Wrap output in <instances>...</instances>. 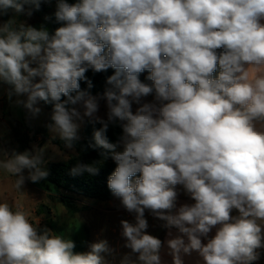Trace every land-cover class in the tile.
I'll list each match as a JSON object with an SVG mask.
<instances>
[{"label":"clouds","instance_id":"clouds-1","mask_svg":"<svg viewBox=\"0 0 264 264\" xmlns=\"http://www.w3.org/2000/svg\"><path fill=\"white\" fill-rule=\"evenodd\" d=\"M9 8L31 16L40 0H0V15ZM54 15L64 26L51 35L23 24L17 30L12 21L0 25V81L11 86L9 97L27 94L18 102L34 114L38 100L54 102L49 128L68 148L79 139L75 121L82 117L67 105L80 104L84 116L102 125L92 146L117 165L108 188L136 213L135 224L121 221L125 247L139 254L140 264H161L162 242L145 231L148 209L183 234L167 241L173 264H183L181 254L193 250L205 264L257 260L256 250L264 247V0H59ZM108 68L115 72L102 96L80 90L89 69ZM145 70L151 85L139 79ZM153 92L158 103H141ZM101 98L106 120L96 115ZM132 103L140 105L135 113ZM117 122L123 134L111 143L106 133ZM43 163L41 152L13 151L0 168L18 176L14 187L20 190L25 169L33 182L47 177ZM98 171L78 163L71 174ZM176 185L195 204L172 214ZM233 208L238 217L230 215ZM74 247L0 202V264H108L106 240L87 252ZM121 264L136 261L126 255Z\"/></svg>","mask_w":264,"mask_h":264},{"label":"rangeland","instance_id":"rangeland-1","mask_svg":"<svg viewBox=\"0 0 264 264\" xmlns=\"http://www.w3.org/2000/svg\"><path fill=\"white\" fill-rule=\"evenodd\" d=\"M56 0H40L39 10L33 9L32 15L28 16L26 12L16 13L14 9H9L8 18L13 22V25L19 30L21 24L24 26H31L40 30L45 28L49 32V18L50 14L57 8ZM29 5H25L27 10ZM46 17L48 19H46ZM64 26V24H63ZM36 67L35 64L30 65ZM39 78H36L35 82H38ZM153 82L148 80L147 84L151 85ZM111 87V86H110ZM27 94H22L17 97V100L11 105L13 120L7 127L5 143L7 146V156H10L13 151L17 153H23L29 151L32 154L37 152L42 153L44 163L41 165L43 169H47V164L52 162L65 161L71 155L76 154V148H68L65 145L59 146L53 142V139H60L57 134L52 132L49 125L53 124L51 117L53 110L47 109L41 100H38L34 107L39 108L38 113H33L24 106V103L18 101H26ZM156 102L155 93L143 97L141 103ZM158 103V102H156ZM166 103V102H165ZM140 105L132 103V112L135 113L136 109ZM81 113L82 119H78L75 122L79 125L77 135L81 139L84 135V127L89 117L83 115L84 109L80 104L73 105ZM108 107L105 99H99V109L96 115L103 119H107ZM4 132V131H3ZM1 146V141H0ZM123 145L120 144L117 151H122ZM6 156V157H7ZM1 157V151H0ZM4 174L5 179L11 178V195L12 208H16L21 203H24L23 197L19 194L27 195H39V201L37 204L27 206L24 210L25 213L32 211V218H29L30 222L36 224L40 223L39 226H46L53 233L62 235L65 239H71L75 243L73 251L75 253L87 252L90 250L92 243L100 240H106L108 246L111 249L110 253H104L105 260L110 264H118L127 255L132 260L134 254L130 248L125 247L126 238L122 235V220H127L129 223L135 224V212H125L124 215H120L118 219L113 216L107 215L104 210H108L106 201H98L93 199H87L83 196H72L66 193H59L52 185H50L46 178L39 180L38 182L31 181L29 176V170H23V176L25 177L24 184L20 190L14 187L15 180L18 176L10 177V174L2 169L0 170ZM4 179V180H5ZM10 181V180H9ZM9 186V183H7ZM3 186L0 183V190L2 191ZM7 188V194L9 196V187ZM177 199L175 201L178 208L181 205V198H185L190 194L184 189L182 185H176ZM59 194H58V193ZM22 195V196H23ZM8 196L3 199V202L8 201ZM62 196H69L72 199L67 201L62 199ZM180 199V201L178 200ZM2 202V201H0ZM119 202V201H118ZM44 208H47L50 217L46 218ZM43 210V211H42ZM118 216V215H116ZM131 216H133L131 218ZM145 219L147 220L148 227L145 230L147 234L157 237L161 242H167L169 239L180 236L175 233L169 235V230L165 227L166 222L156 217L151 213L150 210L145 209ZM157 220L160 223L156 233H151V223ZM114 229V231H113ZM184 238V237H183ZM136 258V257H135ZM133 261V260H132Z\"/></svg>","mask_w":264,"mask_h":264},{"label":"trees","instance_id":"trees-1","mask_svg":"<svg viewBox=\"0 0 264 264\" xmlns=\"http://www.w3.org/2000/svg\"><path fill=\"white\" fill-rule=\"evenodd\" d=\"M56 1L57 3L59 2V0ZM65 2L71 5L80 2V0H65ZM9 9L7 10L6 14L1 15L5 23L11 21L8 18ZM56 10L57 8L50 14V18H49L50 35L54 34L55 30L63 26L64 24V22L56 21L54 15ZM13 27L16 28L14 25ZM219 71H220L219 66H217L216 72L213 73L214 78L218 77ZM114 72L115 70L112 68H108L106 71H101L98 73L89 69L85 73L86 79L79 81L80 90L86 91L93 96H102L104 91L111 86L107 83V79L108 77L113 75ZM149 74L150 73L148 70H145L144 72L139 74V79L141 80V82L147 84L148 82L147 77L149 76ZM88 81H91L92 84L91 88H89ZM6 85L11 88L10 85L8 84ZM72 95H75V92H73ZM66 99L67 97L64 96L61 97L62 101ZM41 102L47 109L53 110L54 102H45L43 100H41ZM72 106L73 105H67V107H72ZM119 123L120 122H117L116 125H111V124L109 125L106 135L111 143H118L120 137L123 134L122 128L119 126ZM100 127H102L101 124L94 123L88 120L84 127L83 137L75 141L73 144V147L76 148V154L71 155L65 161L52 162L47 164L46 171L48 172V175L46 177V180L59 193L63 192L66 194H70L72 196L73 195L83 196L87 199H93L98 201H107L115 197L108 188V178L115 171L117 165L110 157L105 160L101 156V152H103V149L92 146L95 144L93 138L94 131L99 129ZM53 142L59 146L65 145V142L61 139H53ZM78 163L95 164L99 169L98 174L92 175L85 172L79 175H72L71 169L75 167ZM136 175L138 177L140 174L137 173ZM133 179H135V177ZM62 199L67 201L72 198L71 197L69 198V196H62ZM39 228L43 230L44 228L47 227L39 226Z\"/></svg>","mask_w":264,"mask_h":264},{"label":"crops","instance_id":"crops-1","mask_svg":"<svg viewBox=\"0 0 264 264\" xmlns=\"http://www.w3.org/2000/svg\"><path fill=\"white\" fill-rule=\"evenodd\" d=\"M4 19L1 17L0 15V25L4 24ZM261 23L264 24V20H261ZM11 90L10 87H8L6 84H4L3 81H0V141H1V146H0V151H1V157L0 159H5L7 158V146L5 143V136H6V131H7V127L9 126V123L13 120V115H12V108L11 105L17 100L18 95L16 94H12L11 97H9V91ZM22 97V94H21ZM4 131V132H3ZM3 168H0V170H2ZM11 177V175H10ZM4 174H2V172H0V183L3 186L2 191L0 190V201L3 202V199H5L8 194H7V188L9 187V189L12 187L11 186V178L9 180L5 179ZM7 183H9V186H7ZM183 186V185H182ZM9 191V196H8V201L10 202V206L12 205V199L10 198L11 195V189L8 190ZM23 194H19L20 197H23V201L24 203H21L20 205H18L16 208H12L14 211L17 209H25L27 206H32L37 204V202L40 200L39 199V195H23ZM180 201V199H178ZM119 201V202H118ZM105 202V201H103ZM193 205L195 204V200L191 198V195L185 197V198H181V205ZM106 205L108 210H104V212L107 215H111L113 216V218H117V220L119 221L120 218L118 219V217L120 215H124L125 212L127 213L126 208L122 205L120 198L118 197H113L112 199H109L106 201ZM178 210V205H176V207L174 209H172V214H175L176 211ZM28 218H32V211H30L29 213H27ZM118 215V216H116ZM230 215L232 217H238L240 215L239 211L235 208H233L231 210ZM133 216H131L132 218ZM158 219V218H156ZM161 222V220H160ZM40 223H38L39 226ZM160 227V223L155 220L153 223H151V233H156L158 228ZM220 227V225H217L215 227H213L211 229V231L208 233L207 237H201V242L202 244H206L208 242L209 239L213 238L216 234L217 229ZM262 234H264V224H262ZM169 232L171 233H175L176 235L180 234L183 235L181 233H179L178 229L175 227L172 228H168ZM114 231V229H113ZM185 242L187 243V237L184 236ZM262 243H264V241H262ZM257 253L259 254L258 259L255 261H252L251 264H264V247H261L259 249L256 250ZM138 253L134 254L133 257V261H136V264H140V262L138 261L137 257H138ZM160 258H161V264H173V257L170 254V249L168 248L167 242L165 241L164 243L162 242V246L159 252ZM182 255V259H183V264H205V261L203 260V258L199 255V253L195 250H193L191 252V254H181ZM136 257V258H135ZM108 264H110L108 262ZM115 264V263H114ZM117 264V263H116ZM118 264H121L118 263Z\"/></svg>","mask_w":264,"mask_h":264},{"label":"water","instance_id":"water-1","mask_svg":"<svg viewBox=\"0 0 264 264\" xmlns=\"http://www.w3.org/2000/svg\"><path fill=\"white\" fill-rule=\"evenodd\" d=\"M44 213L46 215V218H49L50 217V213H49V211H48L47 208H44Z\"/></svg>","mask_w":264,"mask_h":264}]
</instances>
